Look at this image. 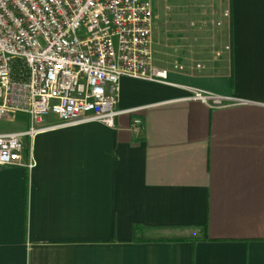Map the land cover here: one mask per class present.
I'll return each instance as SVG.
<instances>
[{
    "label": "crops",
    "instance_id": "crops-1",
    "mask_svg": "<svg viewBox=\"0 0 264 264\" xmlns=\"http://www.w3.org/2000/svg\"><path fill=\"white\" fill-rule=\"evenodd\" d=\"M152 9L171 85L122 78L117 108L137 111L114 128L24 140L34 166L0 167V264H264V0ZM190 24L214 33L190 39ZM192 90L219 106L185 100ZM10 122L3 133L25 130L27 116Z\"/></svg>",
    "mask_w": 264,
    "mask_h": 264
},
{
    "label": "built area",
    "instance_id": "built-area-1",
    "mask_svg": "<svg viewBox=\"0 0 264 264\" xmlns=\"http://www.w3.org/2000/svg\"><path fill=\"white\" fill-rule=\"evenodd\" d=\"M221 18L229 20L228 8ZM153 28L152 0H0V120L27 116L25 130L0 134V167L31 169L32 155L22 160L24 140L44 131L114 128L116 117L133 115L137 109L117 108L122 78L171 85L167 70L153 63ZM185 100L220 103L198 90ZM48 115L58 122L44 124ZM143 129L134 117L130 131Z\"/></svg>",
    "mask_w": 264,
    "mask_h": 264
},
{
    "label": "rangeland",
    "instance_id": "rangeland-1",
    "mask_svg": "<svg viewBox=\"0 0 264 264\" xmlns=\"http://www.w3.org/2000/svg\"><path fill=\"white\" fill-rule=\"evenodd\" d=\"M219 28V26H216ZM189 28V26H188ZM203 29L202 32L207 36L209 34L214 33L211 28H207V25L202 24H190V28L188 29L189 37L192 38V34L195 33L196 30ZM164 27L156 26V31L153 33L152 37V52L154 59V66L160 69H164V61H167V58L164 57ZM174 63V62H173ZM17 124L15 122H10L7 120H0V134L3 132H10L14 128H16Z\"/></svg>",
    "mask_w": 264,
    "mask_h": 264
},
{
    "label": "trees",
    "instance_id": "trees-1",
    "mask_svg": "<svg viewBox=\"0 0 264 264\" xmlns=\"http://www.w3.org/2000/svg\"><path fill=\"white\" fill-rule=\"evenodd\" d=\"M135 231H139L140 230V228L139 227H135V229H134Z\"/></svg>",
    "mask_w": 264,
    "mask_h": 264
}]
</instances>
